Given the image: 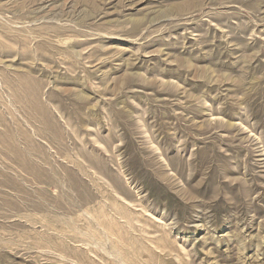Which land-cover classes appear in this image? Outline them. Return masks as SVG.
<instances>
[{
    "label": "rangeland",
    "instance_id": "obj_1",
    "mask_svg": "<svg viewBox=\"0 0 264 264\" xmlns=\"http://www.w3.org/2000/svg\"><path fill=\"white\" fill-rule=\"evenodd\" d=\"M0 264H264V0H0Z\"/></svg>",
    "mask_w": 264,
    "mask_h": 264
}]
</instances>
